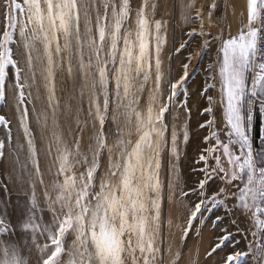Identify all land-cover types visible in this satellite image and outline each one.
<instances>
[{
	"label": "snow or ice",
	"instance_id": "6c2138e0",
	"mask_svg": "<svg viewBox=\"0 0 264 264\" xmlns=\"http://www.w3.org/2000/svg\"><path fill=\"white\" fill-rule=\"evenodd\" d=\"M98 7L94 34L88 0L4 2L0 14V102L6 101L11 68L18 91L15 111L20 114L19 124L40 184L44 181L38 149L27 123L31 93L26 95L27 81L35 82L33 52L41 51L37 44L42 46L40 75L53 117L59 107L54 103L56 77L66 70L74 82L83 81L76 98L77 118L83 110L84 127L90 119L91 129L86 150L81 149L80 139L69 143L53 133L58 167L42 199L33 184L19 212L10 200L0 203V264H165L162 202L165 193L168 200L177 195L180 179L177 176L175 183L171 179L180 153L175 125L166 114L179 105L191 115L187 81L192 54L184 58L179 72H169L165 99L160 52L166 37L161 34L162 22L148 15V0L135 10L134 17L131 0H103V13ZM215 8L213 0L209 18ZM245 13L246 22L237 36L223 39L206 32L199 10V33L196 29L187 33L203 37L205 51L215 47L214 41L219 46L215 48L216 60L205 69L207 80L200 93L208 101L201 115L209 117L199 124L208 135L194 161L202 178L189 190L179 188V196L189 199L183 203L185 223L176 227L181 229L182 240L194 223L201 226L198 236L204 227L212 229L207 253L212 264H242L249 256L252 264H264V128L257 137L252 135L254 109L258 107L264 116V0H246ZM21 46L27 52L26 67L14 58V48ZM187 46L185 41L175 51L182 53ZM153 60L154 87L147 89ZM217 83L218 104L207 95ZM67 110H72L71 102ZM36 122L40 123V116ZM9 123L5 114H0V126L11 141ZM43 127H47L46 121ZM77 131L82 133L83 128L78 126ZM188 140L185 129L183 142ZM5 146L0 140V156ZM162 169L168 171L167 182L161 180ZM217 209L222 211L217 213ZM241 231L244 239L248 234L252 237L247 252L237 250L236 233ZM181 259L178 250L169 264H180Z\"/></svg>",
	"mask_w": 264,
	"mask_h": 264
},
{
	"label": "rangeland",
	"instance_id": "374dc122",
	"mask_svg": "<svg viewBox=\"0 0 264 264\" xmlns=\"http://www.w3.org/2000/svg\"><path fill=\"white\" fill-rule=\"evenodd\" d=\"M206 1L207 0H148V15L150 18H154L155 20H160L162 22L163 28L161 34L166 37V43L162 45L160 52L161 71L163 74L161 89L165 99L168 94L169 72H171L172 75H175L177 72H179L184 58L188 55V53L192 54L190 79L187 81V85L189 86V108L191 109V115L189 116L187 109L182 108L179 105H176L172 108L171 114H166L167 119L175 125L178 134L177 146L180 153V160L174 165V171L171 174V179L174 183L177 182V176H179L180 179L178 181L179 187L176 189L177 195L173 196L171 200H168L166 198L167 194L165 193V199L162 202L161 235L163 243L161 247L165 264H169V261L178 250L182 255L180 264H212V261H210L207 257V253L210 251V242L213 238L212 229L210 227H204L198 236L197 230L200 229L201 226L198 223H194L193 229L189 233L188 237L185 240H182L181 229L176 227L177 224L183 225L185 223L186 214L183 208V203H186L189 199L187 197L179 196V188L184 187L185 190H189L191 187L196 185L198 179L202 178V175L198 171L200 166L195 165L194 161L199 158V153L205 146L203 144V137L208 135V130L201 129L199 124L204 123L209 117L207 114L201 115L203 108L208 106V101L207 96L201 95L200 93H203V89L205 87L204 82L207 80L205 69L207 68L208 64L213 63L216 60L215 48L219 46V43L214 41L213 44L215 47L205 51L202 48V42L204 38L198 34L189 37L187 33L192 29H196L197 33L200 31L201 20L196 17L198 10L201 12L203 17L205 31L211 33L213 36L221 35L223 39L237 36L244 22L242 23L240 16H235L233 19L229 18L230 14L233 12L229 10V4H225L226 0H215L216 8L212 11L211 18H209L210 5L212 4L213 0H211L212 2L210 5L201 7L200 5ZM4 2L5 0H0V14H2ZM88 2L91 9V26L93 27L95 34V16L97 6H99L98 10L103 13V0H88ZM131 2L133 6L134 17L135 10L139 8L144 0H131ZM153 5H155L154 9L152 8ZM236 22L238 29L235 31ZM81 31L82 33L84 32L83 23ZM185 41L188 42L187 48L183 50L182 53H177L175 48ZM36 48L41 49V51L39 53L33 52L34 69L36 73L35 82H33L31 79L27 81V84L30 85V87H26V95L29 92L31 93L29 97L31 103L27 105L29 109V119L27 123L29 124L34 136L33 143L38 149L40 165L44 168L47 167V170L49 169L51 171H56V168L58 167V161L55 159L57 141L53 133L61 135L62 138L64 137V141L69 143H73L74 138L80 139L81 149L86 150L88 147L91 120L87 119L88 126L84 127L86 113L83 110L79 114L80 119L77 118V111L75 109H77L79 101L76 98L79 96L83 81L77 80L74 82L66 70L59 73V75L56 77L57 90L56 101H54V103L58 101V104L60 103L61 105L59 104V107L56 110L57 113L55 114V117H53L52 109L49 106V101L47 98V90L44 87V81L40 75L42 68V46L37 44ZM173 50L175 51V55H171ZM14 51L16 52V56L14 58H18L19 65L21 67H26V50L23 48V46H21L19 49L14 48ZM84 56L85 58L88 56L87 47L84 49ZM65 62L67 66V57L65 58ZM76 63L77 60L74 58L72 60V65L74 68ZM25 75L30 76L31 73L26 72ZM154 82L155 68L153 60L152 76L145 87L147 89H151L154 87ZM208 82L212 83V81ZM17 95L18 91L14 88V70L10 68L9 77L6 81V101L0 102V114H5L6 119L10 121L9 127L11 129L12 137L11 141H9L7 138V130L4 129L3 126H0V140H4L6 145L4 149V155L0 156V189L3 192L5 191V195V186L7 187L8 185L7 176L5 175V168L3 166L5 158H9V163L13 164L14 167L15 163L17 164L19 161V159L16 160L18 154L23 155L25 152L28 154L27 141L24 138L23 129L16 130L14 128V124L16 125L15 122H19L20 114L19 112L15 111V106L11 108L12 112L6 108L9 99H12V101L16 103L15 98ZM207 95L212 96L214 102L218 104L219 84L217 83L215 88L210 89ZM143 96L146 100L147 93L145 92ZM179 99L182 100L183 97L181 96ZM70 102L73 107L71 106L72 110L68 111L66 107ZM86 107L87 104L85 97L84 108L86 109ZM36 115L40 116L39 124L36 122ZM215 115L219 116L221 113L215 112ZM257 115H259L260 118L261 131V129L264 128V116L260 114L258 107L257 111L253 115V120ZM53 119H55L54 124ZM45 121L47 122V127H43ZM78 126L83 128L82 133L77 131ZM109 127L113 126L109 125ZM185 129H187L189 132V140L186 144L183 142V131ZM134 138L135 136L133 135V139ZM113 139L114 137L109 139V144L113 142ZM257 143L259 144V140ZM43 147L46 152L42 151ZM42 153L44 154V160L41 158ZM171 160L172 158L169 156L170 163ZM224 163L227 167L226 161ZM29 165L33 166L31 161H29ZM6 170L7 173L10 172V169ZM34 176L35 175H32L31 178ZM168 178V171L166 169H162L161 180L167 182ZM7 193L10 194V192ZM191 199L194 200L195 196H192ZM216 211L219 213L222 210L217 209ZM205 215L207 216L208 213H205ZM169 221H171V223H169ZM241 227L243 228V225ZM244 236L245 233L243 231L236 233V240L239 242L237 245V250L241 252L248 251L247 244L248 241L252 239L250 234H248L247 240L244 239ZM67 243L71 244V240H68ZM36 255L37 254L34 252L33 259ZM65 259L67 260L68 257H65ZM242 264H252L251 257H246Z\"/></svg>",
	"mask_w": 264,
	"mask_h": 264
},
{
	"label": "bare ground",
	"instance_id": "6f19581e",
	"mask_svg": "<svg viewBox=\"0 0 264 264\" xmlns=\"http://www.w3.org/2000/svg\"><path fill=\"white\" fill-rule=\"evenodd\" d=\"M211 0H207L206 2L202 3L200 6L201 7H206L208 5L211 4ZM171 55H175V51L173 50ZM57 83V82H56ZM58 87V86H57ZM60 88V87H59ZM61 89V88H60ZM57 90V89H56ZM67 92V91H66ZM69 93V92H67ZM66 94V93H65ZM45 95V94H44ZM68 95V94H67ZM70 95V94H69ZM59 96V95H58ZM66 97V96H65ZM78 97V96H77ZM60 99V98H59ZM62 101V100H61ZM60 101V102H61ZM72 101V100H71ZM75 101V100H74ZM58 102V101H57ZM60 104V103H59ZM74 104V103H73ZM61 105V104H60ZM64 105V104H63ZM15 106V102L12 101V99L8 100V105L6 108L9 109V111L12 112L11 108H13ZM50 106V105H49ZM72 106V105H71ZM64 107V106H63ZM73 107V106H72ZM67 108V107H66ZM76 110V109H75ZM51 111V110H50ZM64 111V110H63ZM3 113V112H2ZM57 113V112H56ZM63 113V112H62ZM67 113V112H66ZM35 114V113H34ZM69 114V113H68ZM37 116V115H36ZM61 118V117H60ZM72 119V118H70ZM76 120V119H75ZM44 121V120H43ZM74 121V120H73ZM16 125L14 124V128L17 129H22L20 127L19 122H15ZM60 125V124H59ZM64 128V127H63ZM51 129V128H50ZM73 130V129H72ZM61 131V130H60ZM4 132V131H3ZM75 134V133H74ZM39 135V134H36ZM64 135V134H63ZM67 136V134H66ZM43 137V135H42ZM64 138V137H63ZM37 139V138H36ZM52 139V138H51ZM42 151L46 150L44 149V147L42 148ZM42 160H44V154L42 153ZM48 158V157H47ZM18 163L14 165L9 163V158H5V161L3 162V166L5 168V175L7 176V180H8V185L6 188H8L6 190V195L4 194L5 191H1L0 189V203H2L3 201H7L10 200L11 204L16 206L17 208V212H19L20 210L23 209L24 204L26 202V193H29L32 190V186L33 184L35 185V191L37 194L38 198L42 199V192L45 189L46 185H49L52 182V177H53V173H55L54 170H47L46 168H44L43 166L40 165V169H41V174H42V178L44 183L40 184L39 183V179L40 176L38 174L35 173L34 171V167L29 165V161H31L29 159V154H18L16 160H18ZM43 164V163H42ZM46 164V163H45ZM11 167V168H10ZM54 167V166H53ZM6 169H10V172H6ZM32 175H35L33 178H31ZM7 192H10V194H8ZM167 242V241H166Z\"/></svg>",
	"mask_w": 264,
	"mask_h": 264
},
{
	"label": "crops",
	"instance_id": "0c3cea01",
	"mask_svg": "<svg viewBox=\"0 0 264 264\" xmlns=\"http://www.w3.org/2000/svg\"><path fill=\"white\" fill-rule=\"evenodd\" d=\"M227 3L229 4V10L233 12L232 14H230L229 18L233 19L235 18V16H240L242 23L245 22L246 21V13H245L246 0H226L225 4ZM242 13H245V14L242 15ZM237 29H238V26L236 22L235 31Z\"/></svg>",
	"mask_w": 264,
	"mask_h": 264
},
{
	"label": "trees",
	"instance_id": "16d2710c",
	"mask_svg": "<svg viewBox=\"0 0 264 264\" xmlns=\"http://www.w3.org/2000/svg\"><path fill=\"white\" fill-rule=\"evenodd\" d=\"M260 125H261L260 118H259V115H257L256 117H254V120H253V132H252V135H253L254 138L257 137L259 135V133H260ZM257 141H258V139L255 140V143L258 145Z\"/></svg>",
	"mask_w": 264,
	"mask_h": 264
},
{
	"label": "built area",
	"instance_id": "2783aa9c",
	"mask_svg": "<svg viewBox=\"0 0 264 264\" xmlns=\"http://www.w3.org/2000/svg\"><path fill=\"white\" fill-rule=\"evenodd\" d=\"M257 110V108L256 109H254V112Z\"/></svg>",
	"mask_w": 264,
	"mask_h": 264
}]
</instances>
